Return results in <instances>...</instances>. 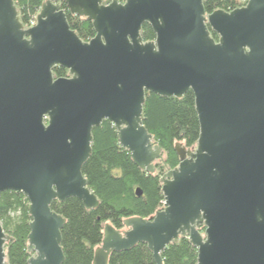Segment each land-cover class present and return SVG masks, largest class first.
Segmentation results:
<instances>
[{
	"label": "water",
	"instance_id": "95a60500",
	"mask_svg": "<svg viewBox=\"0 0 264 264\" xmlns=\"http://www.w3.org/2000/svg\"><path fill=\"white\" fill-rule=\"evenodd\" d=\"M203 1L47 0L25 28L15 0H0V193L30 202L28 264L65 261L66 219L54 201L100 205L83 174L94 128L114 124L134 163L153 174L163 150L144 126L146 95L189 91L201 133L195 148L175 146L164 208L126 219L123 230L106 224L93 264L141 243L164 264L161 253L181 238L198 249V264H264V0L210 14ZM62 3L93 22V39L71 29ZM145 23L155 41H143ZM57 66L69 76L55 78ZM10 240L0 221V264H9Z\"/></svg>",
	"mask_w": 264,
	"mask_h": 264
},
{
	"label": "trees",
	"instance_id": "16d2710c",
	"mask_svg": "<svg viewBox=\"0 0 264 264\" xmlns=\"http://www.w3.org/2000/svg\"><path fill=\"white\" fill-rule=\"evenodd\" d=\"M47 0H15L19 17L25 27L31 26ZM208 14L224 10L231 12L247 4L235 0H204ZM71 29L83 41H90L96 35L93 22L87 18L71 14L65 3L61 4ZM212 37L218 35L211 29ZM144 42L156 40L152 26L145 23L141 30ZM55 78L69 76V70L57 66L53 69ZM144 126L154 136L163 150L161 160L155 163L156 171L151 174L140 169L133 161L130 151L119 141L114 124L104 120L93 130L92 154L83 167L91 191L100 205L86 209L83 202L75 197L64 202L54 201L53 211L66 219L62 230V247L65 254L63 264H93L96 249L101 246L106 224L117 230L124 229V221L138 217L152 218L164 208L162 177L177 168L180 158L175 150L177 143L186 148L197 146L201 125L196 110L195 95L189 91L182 98L163 97L147 93L144 104ZM140 188L141 197L136 194ZM30 202L23 193L5 191L0 193V221L10 241L5 246L9 264H28L32 254L28 251L30 223L32 217ZM201 232L205 231L202 227ZM164 264H198V249L188 238L169 245L162 253ZM109 264H156L152 252L144 243L127 251L115 252Z\"/></svg>",
	"mask_w": 264,
	"mask_h": 264
},
{
	"label": "rangeland",
	"instance_id": "374dc122",
	"mask_svg": "<svg viewBox=\"0 0 264 264\" xmlns=\"http://www.w3.org/2000/svg\"><path fill=\"white\" fill-rule=\"evenodd\" d=\"M238 4H244L246 2V0H235ZM31 26L29 27H25V28H30ZM32 255H34V253H32Z\"/></svg>",
	"mask_w": 264,
	"mask_h": 264
},
{
	"label": "built area",
	"instance_id": "2783aa9c",
	"mask_svg": "<svg viewBox=\"0 0 264 264\" xmlns=\"http://www.w3.org/2000/svg\"><path fill=\"white\" fill-rule=\"evenodd\" d=\"M37 23V17L34 18V20L31 23V27L34 26Z\"/></svg>",
	"mask_w": 264,
	"mask_h": 264
}]
</instances>
